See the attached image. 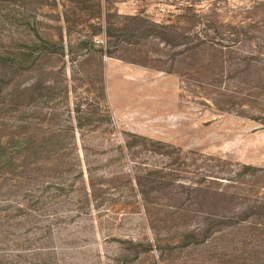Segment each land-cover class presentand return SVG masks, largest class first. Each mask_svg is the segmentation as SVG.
I'll return each instance as SVG.
<instances>
[{
    "label": "rangeland",
    "instance_id": "1",
    "mask_svg": "<svg viewBox=\"0 0 264 264\" xmlns=\"http://www.w3.org/2000/svg\"><path fill=\"white\" fill-rule=\"evenodd\" d=\"M0 264H264V0H0Z\"/></svg>",
    "mask_w": 264,
    "mask_h": 264
},
{
    "label": "trees",
    "instance_id": "2",
    "mask_svg": "<svg viewBox=\"0 0 264 264\" xmlns=\"http://www.w3.org/2000/svg\"><path fill=\"white\" fill-rule=\"evenodd\" d=\"M186 10L189 11L191 9H186ZM202 20L203 19H202V17L200 15H197V14L193 15V19L191 20V27L193 28V30H189V32L192 31V32H194V34H197V35L199 34V36L205 37V36H203V34H205V33H203V32L202 33L201 32L199 33V31H196V28L198 27V24H200V22ZM227 26H229V28H231L228 33H230L231 35H233V41L234 42H237V41L243 42L244 37L249 34V28H248V26H244L242 24L241 25L240 24H229ZM205 28H208V29L211 28V30H212L211 33L213 34V36H215L218 33H220L218 31L219 27L216 26V23L214 24L212 22H209V24H207V22H206ZM236 39H238V40L236 41ZM214 40H216V37L214 38ZM218 41H220V40H218ZM224 42H225V40H222V43H224ZM211 43H213V42H211Z\"/></svg>",
    "mask_w": 264,
    "mask_h": 264
}]
</instances>
